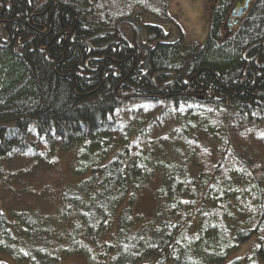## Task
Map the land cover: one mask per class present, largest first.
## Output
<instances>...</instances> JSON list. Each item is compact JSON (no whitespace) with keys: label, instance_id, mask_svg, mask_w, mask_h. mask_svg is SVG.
Returning a JSON list of instances; mask_svg holds the SVG:
<instances>
[{"label":"trees","instance_id":"16d2710c","mask_svg":"<svg viewBox=\"0 0 264 264\" xmlns=\"http://www.w3.org/2000/svg\"><path fill=\"white\" fill-rule=\"evenodd\" d=\"M168 1L5 3L0 156L32 153L30 130L75 151L54 213L0 204L9 259L264 264V0L237 21L244 0H217L202 40Z\"/></svg>","mask_w":264,"mask_h":264},{"label":"rangeland","instance_id":"374dc122","mask_svg":"<svg viewBox=\"0 0 264 264\" xmlns=\"http://www.w3.org/2000/svg\"><path fill=\"white\" fill-rule=\"evenodd\" d=\"M217 0H169L168 11L175 17L185 38L204 39L212 9ZM243 0H235L239 5ZM169 34H178V27L169 24ZM11 118H0V125L10 124ZM29 138L35 149L30 154L17 151L0 156V204L6 211L13 208H39L46 213H54L59 203L61 188L68 182L75 165V151L62 149L59 142H45L33 130ZM150 193L138 196L135 210L144 211L152 205ZM0 258L8 264H27L11 260L0 252ZM56 264H95L84 254L62 256Z\"/></svg>","mask_w":264,"mask_h":264},{"label":"flooded vegetation","instance_id":"af4514ba","mask_svg":"<svg viewBox=\"0 0 264 264\" xmlns=\"http://www.w3.org/2000/svg\"><path fill=\"white\" fill-rule=\"evenodd\" d=\"M7 1H9V0H0V41L5 40V39L7 40L9 38V35H8L7 32L5 33V36H4V33H3V28H4L5 23H7L9 21L8 17H6L2 13V11L4 9V5H5V3ZM11 1H14V0H11ZM233 8H236V7L234 6ZM14 10H15L14 12L16 14V7H14ZM231 17H232V19L233 18L235 19L234 16L231 15ZM12 19H13L12 44H13V52H16L17 51L16 44L18 43V40H19V35L17 33L18 29H17V23H16V20H17L16 15H14Z\"/></svg>","mask_w":264,"mask_h":264},{"label":"water","instance_id":"95a60500","mask_svg":"<svg viewBox=\"0 0 264 264\" xmlns=\"http://www.w3.org/2000/svg\"><path fill=\"white\" fill-rule=\"evenodd\" d=\"M250 0H244L243 3L239 6H237L236 8H233L231 10V15L235 17V21L238 20V18L244 13V11L246 10L248 3ZM129 22L131 24H133L136 28V42H139V34H140V26L137 25L133 19H129ZM120 21L117 22V25H119ZM120 33H122L121 28L119 29Z\"/></svg>","mask_w":264,"mask_h":264}]
</instances>
